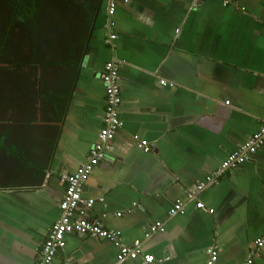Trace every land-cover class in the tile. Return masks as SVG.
Masks as SVG:
<instances>
[{"label": "crops", "instance_id": "crops-1", "mask_svg": "<svg viewBox=\"0 0 264 264\" xmlns=\"http://www.w3.org/2000/svg\"><path fill=\"white\" fill-rule=\"evenodd\" d=\"M36 2L38 26L12 30L0 65V264L40 260L63 177L105 126L101 73L113 60L123 126L83 186L95 200L86 214L156 256L124 264H208L212 246L216 264H264V246L252 255L264 237V146L189 198L264 122V0H119L112 42L107 0L95 15L91 0ZM178 199L185 213L172 217ZM118 251L68 233L53 264H117Z\"/></svg>", "mask_w": 264, "mask_h": 264}, {"label": "built area", "instance_id": "built-area-1", "mask_svg": "<svg viewBox=\"0 0 264 264\" xmlns=\"http://www.w3.org/2000/svg\"><path fill=\"white\" fill-rule=\"evenodd\" d=\"M118 1L119 0H107V12L109 16L107 23L109 37L107 38V42H112L117 38V33L115 31L116 24L112 17L117 10ZM124 2L128 3L129 0H124ZM101 78L106 90V107L104 113L105 126L100 131L99 141L91 148L84 163L78 167L76 171L63 177V181L66 183V190L60 202L62 214L51 226L42 247L41 258L36 264H53L57 252L65 246V237L68 233L90 235L113 241L119 247L117 264H124L126 260L137 259L140 256L145 263L156 261V256L154 254H144L141 252V241L136 240L133 245L124 244L117 231L108 229L104 227L100 221L90 218L89 215L86 214V209L82 208V204L86 207H91L94 204V199L83 198V186L94 172L95 167L104 160L106 151L111 147L116 133L123 126V121L120 117L122 96L119 86V61H109L101 73ZM147 144L148 142L144 140L140 145L147 149ZM263 146L264 122L259 130L251 135L241 147L228 155L227 159L219 168L208 175L205 180L199 182L196 186V191L190 193L189 198H193L197 192L203 191L207 187L218 183L219 178L226 170L243 165ZM196 207L204 208L205 205L202 201H197ZM184 213L185 202L181 199L176 200L168 212L172 217ZM121 214L122 213H118L117 216H121ZM104 216H106V214H104ZM162 228L163 224L161 222H156L151 226L148 234L154 233ZM255 245L256 249L253 251L252 255L258 253L264 246V237L258 238ZM207 254L209 257L208 264H216L219 258L218 248L216 246L208 248ZM244 264H253V258L250 256L245 260Z\"/></svg>", "mask_w": 264, "mask_h": 264}, {"label": "trees", "instance_id": "trees-1", "mask_svg": "<svg viewBox=\"0 0 264 264\" xmlns=\"http://www.w3.org/2000/svg\"><path fill=\"white\" fill-rule=\"evenodd\" d=\"M36 1L37 0H0V65L2 61L6 60L4 53L7 52L6 47L9 44L8 41L12 35V30L16 28L18 24L27 29L33 27L32 23L38 26L40 6ZM93 1L94 0H91V15L96 14L98 3L101 0H98L96 3H93Z\"/></svg>", "mask_w": 264, "mask_h": 264}]
</instances>
